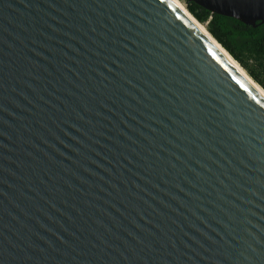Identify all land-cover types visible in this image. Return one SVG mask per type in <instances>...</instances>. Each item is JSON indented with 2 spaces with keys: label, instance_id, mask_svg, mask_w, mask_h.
Segmentation results:
<instances>
[{
  "label": "water",
  "instance_id": "95a60500",
  "mask_svg": "<svg viewBox=\"0 0 264 264\" xmlns=\"http://www.w3.org/2000/svg\"><path fill=\"white\" fill-rule=\"evenodd\" d=\"M0 264H264V98L172 0H0Z\"/></svg>",
  "mask_w": 264,
  "mask_h": 264
},
{
  "label": "trees",
  "instance_id": "16d2710c",
  "mask_svg": "<svg viewBox=\"0 0 264 264\" xmlns=\"http://www.w3.org/2000/svg\"><path fill=\"white\" fill-rule=\"evenodd\" d=\"M187 8L264 90V23L252 26L234 17L211 13L185 0Z\"/></svg>",
  "mask_w": 264,
  "mask_h": 264
},
{
  "label": "bare ground",
  "instance_id": "6f19581e",
  "mask_svg": "<svg viewBox=\"0 0 264 264\" xmlns=\"http://www.w3.org/2000/svg\"><path fill=\"white\" fill-rule=\"evenodd\" d=\"M182 12L201 30V32L206 35L214 46L224 55V57L230 62V64L251 84V86L258 91L264 98V90L262 87L252 79L249 74L237 63V61L209 34L206 25L200 23L186 10L184 4L180 0H172Z\"/></svg>",
  "mask_w": 264,
  "mask_h": 264
}]
</instances>
